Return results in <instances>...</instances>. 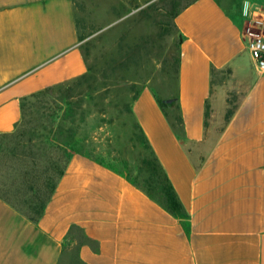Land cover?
Listing matches in <instances>:
<instances>
[{"label":"crops","instance_id":"0c3cea01","mask_svg":"<svg viewBox=\"0 0 264 264\" xmlns=\"http://www.w3.org/2000/svg\"><path fill=\"white\" fill-rule=\"evenodd\" d=\"M253 4L264 8L196 0L176 17L182 42L169 103L181 133L152 90L133 103L184 215L70 149L57 157L61 175L56 164L10 163L0 264H72V246L77 264H264V74L243 10ZM79 44L74 0L0 7V136L16 132L25 98L87 74Z\"/></svg>","mask_w":264,"mask_h":264},{"label":"rangeland","instance_id":"374dc122","mask_svg":"<svg viewBox=\"0 0 264 264\" xmlns=\"http://www.w3.org/2000/svg\"><path fill=\"white\" fill-rule=\"evenodd\" d=\"M13 1L0 0V7ZM192 1L74 0L79 45L90 71L30 103L22 137L0 136V190L9 170L10 150L16 145L23 146L25 153L30 145L39 148L58 130L64 133L60 138L69 137L77 154L105 164L141 187L152 183L154 194L162 200L161 179L133 116V102L143 89L152 90L165 102L170 120L181 133L179 112L169 103L177 92L180 58L174 14ZM243 10L248 13V27L261 19L264 8L253 4ZM66 258L77 264L75 247L66 250Z\"/></svg>","mask_w":264,"mask_h":264},{"label":"trees","instance_id":"16d2710c","mask_svg":"<svg viewBox=\"0 0 264 264\" xmlns=\"http://www.w3.org/2000/svg\"><path fill=\"white\" fill-rule=\"evenodd\" d=\"M196 1V0H194ZM194 1H192L191 3L187 4L184 8L188 7L190 4H192ZM183 8V9H184ZM181 9L180 11L176 12L174 14V17L176 19V17L179 15V13L183 10ZM182 42V36L180 35V44ZM88 64V63H87ZM179 66V63H178ZM90 68L88 65V72L89 73ZM87 74L85 76H87ZM85 76H82L80 78H77L73 81H70L68 83L59 85V86H63L66 84H70L72 82H75L79 79L84 78ZM177 77H178V71H177ZM53 87L50 88L48 90L36 93L31 95L28 98H25V100L23 101L22 104V111H23V117H22V121L21 123L18 125L17 130L14 134L11 135H6L3 137H22L24 135L22 127H23V123L25 122V115H26V110L27 107L30 103L32 102H36L37 98H39L40 96L45 95L46 93L50 92L51 90L59 87ZM140 94V93H139ZM138 94V95H139ZM137 95V97H138ZM137 97L134 99V101L137 99ZM158 99V98H157ZM159 100V99H158ZM172 101V100H171ZM134 103V102H133ZM159 103L161 104V106L165 107V102H162L159 100ZM134 116V114H133ZM135 118V117H134ZM136 120V119H135ZM137 123V121H136ZM140 132L142 133L144 140L146 142V145L148 146V149L150 150L151 154L153 155L154 158V170L155 172H158L159 174V178L161 179V185H160V189H162V195L164 196V198H162V200L160 198H158L156 196V194H154L153 192V185L152 183L149 182V184H147V186L141 187L137 181H133L131 178L126 177L125 175H121L124 176L125 178H127L129 181H131L134 185H136L138 188H140L141 190H143L144 192H146L149 196H151L153 199H155L159 204H161L165 209L169 210L170 212L178 215V216H182L184 215V209L175 193V190L173 188V186L170 183L169 178L167 177V175L164 173L163 168L161 167L158 159L155 157L153 151L151 150V147L145 137V135L143 134L142 129L140 128L139 124L137 123ZM62 132V131H60ZM58 130L51 132L48 139L46 137V139L44 140V143L41 147L37 148L34 145H30L27 149H26V153L24 152V147L21 145H16L15 147H13L10 152L9 155L11 157L10 163H20V162H30V163H43V164H47L48 166H51L52 164H56L55 166H53L54 170H58V173L61 175L62 174V169L59 166V164L63 163V160H59L57 157L61 156V158L64 157L62 150H66V149H70V151L72 153H76L75 147L72 143H70V140L67 139L69 137H67L66 139L64 138H60V135H64V133H60ZM54 149H56L55 152H52ZM58 150V151H57ZM59 154V155H56ZM88 157V156H87ZM93 159V158H92ZM95 160V159H94ZM97 161V160H96ZM99 162V161H98ZM58 163V165H57ZM101 163V162H99ZM103 164V163H101ZM105 165V164H103ZM106 166V165H105ZM108 167V166H107ZM110 168V167H109ZM57 172V171H56ZM119 173V172H118ZM4 189L1 191L0 193L4 194L5 197H7L9 194L6 192H3ZM35 212V211H34ZM41 214V212L39 210H37V212H35V214Z\"/></svg>","mask_w":264,"mask_h":264},{"label":"built area","instance_id":"2783aa9c","mask_svg":"<svg viewBox=\"0 0 264 264\" xmlns=\"http://www.w3.org/2000/svg\"><path fill=\"white\" fill-rule=\"evenodd\" d=\"M248 48L256 68L264 74V16L249 24L246 29Z\"/></svg>","mask_w":264,"mask_h":264}]
</instances>
